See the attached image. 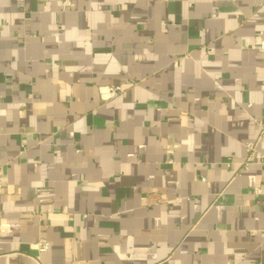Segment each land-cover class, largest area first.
I'll return each instance as SVG.
<instances>
[{
  "label": "crops",
  "instance_id": "0c3cea01",
  "mask_svg": "<svg viewBox=\"0 0 264 264\" xmlns=\"http://www.w3.org/2000/svg\"><path fill=\"white\" fill-rule=\"evenodd\" d=\"M62 1L0 0V264H264V0Z\"/></svg>",
  "mask_w": 264,
  "mask_h": 264
},
{
  "label": "built area",
  "instance_id": "2783aa9c",
  "mask_svg": "<svg viewBox=\"0 0 264 264\" xmlns=\"http://www.w3.org/2000/svg\"><path fill=\"white\" fill-rule=\"evenodd\" d=\"M23 1V0H21ZM71 7L70 0H63L62 1V9L65 11ZM254 48L258 50H264V38H261L259 41V44L255 46ZM119 88L118 87H110L105 89V91L102 93V98L104 100L106 99H112L116 97L118 94ZM264 136V133L262 134ZM246 151L247 156L242 163V169H247L251 164L257 163V164H263L264 165V154L258 152L255 148L254 144H247L246 145ZM253 196L254 198L264 204V180L260 183L258 187H256L253 190ZM48 242L45 240H39L37 243V250L39 252H45L48 249Z\"/></svg>",
  "mask_w": 264,
  "mask_h": 264
}]
</instances>
